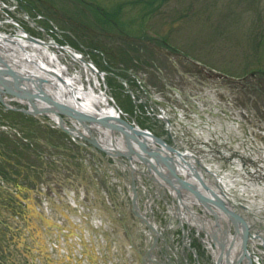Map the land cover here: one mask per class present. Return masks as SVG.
Masks as SVG:
<instances>
[{
	"label": "rangeland",
	"instance_id": "1",
	"mask_svg": "<svg viewBox=\"0 0 264 264\" xmlns=\"http://www.w3.org/2000/svg\"><path fill=\"white\" fill-rule=\"evenodd\" d=\"M17 2L29 16L46 17L34 19L39 27L22 14L12 16L29 35L53 39L80 52L102 71L103 78L98 75L102 88L104 79L107 94L124 116L156 135H165L163 124L147 114L142 104L133 102L123 81L135 94L139 89L127 71L135 72L161 95L172 86L194 91L208 79L220 87L226 100L264 124V0ZM4 5L6 2L0 0L1 18L11 13ZM1 26L10 29L9 25ZM131 35L137 39L128 40ZM151 43L167 52L178 49L206 67L199 68L181 55H165ZM66 58L73 61L70 71L78 69L75 59ZM88 148L0 103V177L6 171L11 176L4 189L0 184V221L9 222L8 230L0 222V264H84L85 259L89 264L145 263L141 258L149 243L146 238H150L138 231V220L126 201V188L119 183L120 175L127 176L115 166L116 159ZM44 179L49 183H44L47 192L51 187L55 195L49 197L50 217L61 221L67 235L81 236L82 254L74 252L72 239L66 235L61 238L57 227L47 224L31 208L35 193L42 194L38 185ZM8 197L15 207L5 211ZM72 200L76 204L72 205ZM156 200L153 214L164 231L167 225L171 230L174 222H168L167 206L162 199ZM77 206L84 209L86 220L78 221ZM95 220L102 222L95 224ZM178 231L177 226L172 231L175 247ZM58 239L70 242L63 243L57 254L49 252V240ZM193 244L200 264H206L204 248L196 238ZM186 258L194 264L192 254Z\"/></svg>",
	"mask_w": 264,
	"mask_h": 264
},
{
	"label": "bare ground",
	"instance_id": "2",
	"mask_svg": "<svg viewBox=\"0 0 264 264\" xmlns=\"http://www.w3.org/2000/svg\"><path fill=\"white\" fill-rule=\"evenodd\" d=\"M24 35H26L24 30H19L18 33H14V35L11 34L9 36H7L5 32L0 31V57H2L6 63H9L11 67L19 69L25 73H31L33 75L44 73L42 70L39 71V69L35 68L37 67L36 63L40 64V66L51 68L52 70L56 71L57 74H60V76L65 80L63 83L56 82L55 88L47 84L48 89L54 95L61 99L66 98L68 103L70 101L71 104L75 105L79 109L85 110L86 112H99L105 116L118 118L125 124H133L138 126V124L135 122L128 120L124 116V113L121 111L120 107L110 99L106 92V84L104 79H102V83L104 84V88H102L100 79L98 78V75L101 78H103V75H101L99 71L96 72L93 67H89L86 62H90L85 61L83 55L80 52L75 51L69 46H65V49L60 51V49L57 48L55 42L51 39L46 41L44 40V42L42 41V44L33 43L28 41ZM5 37H12V39L17 41V44L20 45L19 48L21 50L13 47L11 44H9V42H6ZM66 55L72 56L74 59H76L78 62V69L70 71V67L73 66V61L66 58ZM45 76L48 79L53 80L51 75L46 74ZM65 90H67L66 93H64ZM74 95H77V97L74 98ZM94 128L98 133V136L96 137L95 134L93 135L101 144L105 146L106 149L112 150L118 148L126 153H133L136 155L145 154V151L139 142L140 138L137 134L133 137H125L121 133H117L112 137L107 133L105 127L96 125ZM146 145L150 150L157 153L160 158L163 159L164 164H162L161 167L164 170L167 178L172 180V176L168 170L169 167V169H172L175 174L185 182L186 185L191 184V176L187 171L188 165L186 164L185 159L177 157L174 153L162 145L155 143L149 136H146ZM120 165V170H125L126 167L123 166V164ZM141 169L143 178L150 176L151 172H149L148 169L143 167H141ZM119 181L125 184L128 183L127 179L125 181L121 175L119 176ZM129 184L131 183L129 182ZM155 187L157 191L155 195H151L149 192L151 188H145V194L148 196L146 202L147 208L157 196H160L162 198H166L167 201H172V203L169 205V212L173 214V216H180L183 217V219L188 220V212H193L194 216L199 219L198 224L203 222L205 226H210L214 222V219H212V216L209 213L211 211L215 214L218 224L222 226V230L224 229L228 233V237L225 241L226 244L228 245L229 242H232V247L237 250V253L240 252L242 246L252 250L253 256L259 261L257 262L259 264H264V255L256 253V251L264 249V201L257 205L247 206L245 208L232 207L230 210L220 207V205L215 204L211 200L209 202L207 201V204L204 203L202 201L203 199L201 198L211 199V194L201 189L196 190L198 195L189 190L187 191L182 189L180 198H175L174 192L165 184L163 176L157 177ZM260 189H262L261 191H264V186H260ZM228 190V188L221 186V192L228 194ZM168 191H170V195L168 194ZM205 199L204 201H206ZM224 202L229 205L231 204L230 200ZM0 212L2 211L0 210ZM229 213H232L233 218L230 217ZM139 214L141 219L140 224L142 223L141 227L143 232L148 234V236H155L156 238L166 240V235L163 233V229L156 222L150 221V223H148L146 226L143 225L146 224L144 218H148L147 212H145V210H142L139 212ZM236 219H239L241 224L246 229L245 244H243V238H234L233 236L231 238V236H229V234L233 235L235 224L237 225V229L242 227L240 226L241 224L239 225L236 222ZM220 225L216 226L214 229L219 238L221 237L222 232V230H219ZM58 230L60 234L64 232L61 226L58 227ZM209 230H212V227ZM65 235L66 237L72 239L73 242H69L72 243L74 252L77 251L78 253L82 254L83 243L81 236L78 235L77 238L74 233L71 235L64 233L63 236ZM69 242L65 243L60 239L52 242L49 240L50 248L48 250L49 252L55 251L57 254L60 252L58 249L63 250L62 244H69ZM42 244L43 248L47 249L43 241ZM86 263L89 264L85 259L84 264Z\"/></svg>",
	"mask_w": 264,
	"mask_h": 264
},
{
	"label": "water",
	"instance_id": "3",
	"mask_svg": "<svg viewBox=\"0 0 264 264\" xmlns=\"http://www.w3.org/2000/svg\"><path fill=\"white\" fill-rule=\"evenodd\" d=\"M24 37L34 43H43L41 40H38L31 35H25ZM8 41L17 43V41L12 40V38H8ZM86 63L89 67H93L95 69L92 64L88 62ZM36 66L37 67L35 68L39 69V71L42 70L44 73L36 75H33L31 73H25L19 69L11 67L9 63H6V61L2 57H0V102L3 105L9 108H13L15 110H19L28 115L47 116L51 117L52 119L53 117H56L58 119L59 128L64 130L68 135L74 138L81 137L85 139L94 148L104 152L106 155L111 156L112 158L118 161H121L120 157H124L125 159H127L129 164L131 163V161H136L143 164L151 172L150 178L155 182L157 180V177L163 176L165 184L174 192L175 198L177 199L180 198L182 189H185L187 191L189 190L198 195L196 190L199 188H197L193 183L186 185L185 182L182 181L172 169H169V167L168 170L170 171L172 180L167 178L164 170L161 167V165L164 164V161L160 158L157 153L147 147L146 136L151 137L155 143L164 146L172 153L178 154L182 157L183 155L178 152L175 148H173L170 144H168L160 137H157L151 134L150 132L139 128L136 125L125 124L122 120L118 118L105 116L99 112H86L85 110L79 109L70 102L68 103L66 98H63L64 100L59 98L48 89L47 84L55 88L56 82L63 83L65 82V80L60 76V74H57L56 71L52 70L51 68L40 66V64L38 63H36ZM95 71L98 72L96 69ZM99 73L102 74V72L100 71ZM46 74L53 76V80L48 79L45 76ZM66 91L67 90H65L64 93H66ZM76 97L77 95H74V98ZM8 98H10L9 100H14L17 103L22 104L23 107L13 106L9 104L7 101ZM64 119H71L75 121L80 128H74V130H72V128H68L64 125ZM96 125L105 127L107 133L112 137L117 133H121L125 137H133L137 134L140 138L139 142L142 148L144 149L145 154L136 155L133 153H126L118 148L112 150L106 149L93 135V131L95 130L94 127H96ZM193 175L199 180L202 187L205 188L209 192V194H211V199L201 198L203 199L202 201L204 203H206L207 201L209 202L211 200L215 204L220 205V207L226 209L238 207L235 206L233 203L229 205L225 203L223 199L217 197L215 193L206 185L204 180L197 172H193ZM204 199L206 201H204ZM134 200L135 197L133 201ZM212 214L214 216L212 230L207 231L203 226L199 225L198 229L204 231L212 238V241L215 246L214 264H241L242 260L244 259V255H246L248 249L242 246L240 252L237 253V250L232 247V242H229V244L227 245L225 241L228 237V233L224 229L222 230V235L219 238L215 234L214 230L216 226H219V224L215 214ZM229 214L230 217L233 218L232 213ZM236 222L239 225L241 224V221L239 219H236ZM240 226L242 227L237 229V225L235 224V230L233 235H231V238L232 236L234 238H243V244H245L246 229L242 224ZM220 229H222L221 226Z\"/></svg>",
	"mask_w": 264,
	"mask_h": 264
}]
</instances>
